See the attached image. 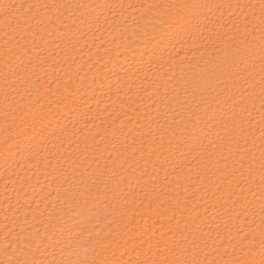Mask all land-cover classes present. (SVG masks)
I'll return each mask as SVG.
<instances>
[{"label":"bare ground","instance_id":"obj_1","mask_svg":"<svg viewBox=\"0 0 264 264\" xmlns=\"http://www.w3.org/2000/svg\"><path fill=\"white\" fill-rule=\"evenodd\" d=\"M0 264H264V0H0Z\"/></svg>","mask_w":264,"mask_h":264}]
</instances>
